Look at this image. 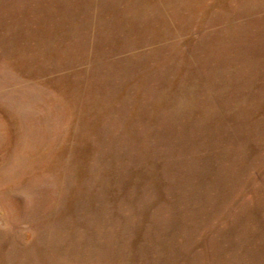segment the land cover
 <instances>
[{
	"label": "rangeland",
	"instance_id": "374dc122",
	"mask_svg": "<svg viewBox=\"0 0 264 264\" xmlns=\"http://www.w3.org/2000/svg\"><path fill=\"white\" fill-rule=\"evenodd\" d=\"M0 264H264V0H0Z\"/></svg>",
	"mask_w": 264,
	"mask_h": 264
}]
</instances>
